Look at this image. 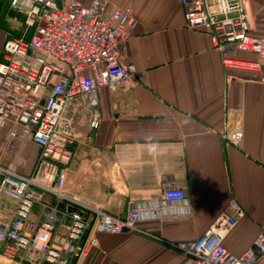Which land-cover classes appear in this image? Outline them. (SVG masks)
Wrapping results in <instances>:
<instances>
[{
	"label": "crops",
	"instance_id": "1",
	"mask_svg": "<svg viewBox=\"0 0 264 264\" xmlns=\"http://www.w3.org/2000/svg\"><path fill=\"white\" fill-rule=\"evenodd\" d=\"M250 1L255 34L264 37V0ZM108 2L110 11L132 8L139 21L124 54L139 79L102 89L99 130L79 118L82 135L68 180L89 204L122 219L136 204L159 198L162 184L175 185L186 192L189 218L141 224L164 241L92 231L98 246L74 264H189L190 257L169 243L190 242L215 228L234 199L245 216L225 246L243 255L264 231V63L257 74L226 70L211 38L186 27L180 0ZM10 19L21 22L8 17V28L0 25V56L9 33L22 25ZM238 131L243 139L230 144L226 135ZM31 166L23 158L17 170ZM13 208L0 200V224L9 222ZM0 264L30 263L0 256ZM256 264H264V255Z\"/></svg>",
	"mask_w": 264,
	"mask_h": 264
},
{
	"label": "built area",
	"instance_id": "2",
	"mask_svg": "<svg viewBox=\"0 0 264 264\" xmlns=\"http://www.w3.org/2000/svg\"><path fill=\"white\" fill-rule=\"evenodd\" d=\"M180 2L186 27L211 38L226 70L261 71L264 37L255 34L250 0ZM108 7V0L9 4L23 23L18 35L9 33L0 56V200L14 204L9 222L0 224V256L30 264H74L98 246L92 231L135 232L164 241L141 224L189 218L186 192L175 185L162 184L159 198L136 204L122 219L89 204L84 190L68 180L82 135L79 118H87L92 132L99 130L102 89L139 79L135 65L124 58L139 21L130 7ZM242 139L241 131L226 135L233 145ZM23 158L32 165L26 173L17 170ZM244 216L234 199L215 228L169 245L189 256V264H256L264 255V231L241 256L225 246V237Z\"/></svg>",
	"mask_w": 264,
	"mask_h": 264
},
{
	"label": "trees",
	"instance_id": "3",
	"mask_svg": "<svg viewBox=\"0 0 264 264\" xmlns=\"http://www.w3.org/2000/svg\"><path fill=\"white\" fill-rule=\"evenodd\" d=\"M11 0H0V25L4 28H8L7 18H19L21 20V23H23V17L17 16L14 12L9 10V4ZM18 31L13 32V35H18Z\"/></svg>",
	"mask_w": 264,
	"mask_h": 264
},
{
	"label": "rangeland",
	"instance_id": "4",
	"mask_svg": "<svg viewBox=\"0 0 264 264\" xmlns=\"http://www.w3.org/2000/svg\"><path fill=\"white\" fill-rule=\"evenodd\" d=\"M9 23L10 24H12L13 26H19L20 25V21H16V20H12V19H10L9 20ZM17 29V28H16ZM13 34V33H12Z\"/></svg>",
	"mask_w": 264,
	"mask_h": 264
}]
</instances>
